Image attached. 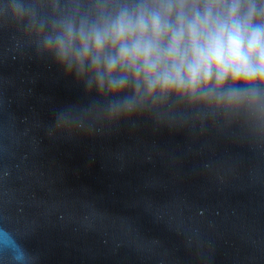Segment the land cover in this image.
Returning a JSON list of instances; mask_svg holds the SVG:
<instances>
[{
  "label": "water",
  "instance_id": "obj_1",
  "mask_svg": "<svg viewBox=\"0 0 264 264\" xmlns=\"http://www.w3.org/2000/svg\"><path fill=\"white\" fill-rule=\"evenodd\" d=\"M30 2L53 12L55 0ZM10 4L0 0V264H264V100L171 98L114 116Z\"/></svg>",
  "mask_w": 264,
  "mask_h": 264
},
{
  "label": "clouds",
  "instance_id": "obj_2",
  "mask_svg": "<svg viewBox=\"0 0 264 264\" xmlns=\"http://www.w3.org/2000/svg\"><path fill=\"white\" fill-rule=\"evenodd\" d=\"M69 75L110 97L112 115L171 98L230 106L264 100V0H71L39 15L11 0Z\"/></svg>",
  "mask_w": 264,
  "mask_h": 264
}]
</instances>
